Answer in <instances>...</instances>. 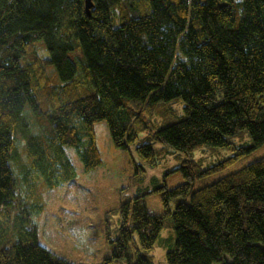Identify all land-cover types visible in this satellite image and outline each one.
<instances>
[{
	"label": "trees",
	"instance_id": "16d2710c",
	"mask_svg": "<svg viewBox=\"0 0 264 264\" xmlns=\"http://www.w3.org/2000/svg\"><path fill=\"white\" fill-rule=\"evenodd\" d=\"M155 112L163 122L152 138L187 154L178 168L185 181L159 188L160 214L139 197L124 203L116 246L99 264H154L147 251L165 225L174 233L167 264H264V156L191 188L264 143V0H92L89 13L85 0H0V264H82L23 226L18 240L6 234L16 183L9 160L26 116L41 115L48 135L26 137L34 175L24 171L25 181L37 183L72 173L64 146L84 170L100 164L96 122L106 121L113 145L126 149ZM243 131L251 143L221 162L203 168L189 157L202 145L229 147ZM136 150L156 165L151 143ZM133 233L143 251L131 263Z\"/></svg>",
	"mask_w": 264,
	"mask_h": 264
},
{
	"label": "rangeland",
	"instance_id": "374dc122",
	"mask_svg": "<svg viewBox=\"0 0 264 264\" xmlns=\"http://www.w3.org/2000/svg\"><path fill=\"white\" fill-rule=\"evenodd\" d=\"M182 105L179 101L170 105L175 116L183 114ZM151 118L152 127L140 128L137 140L128 144L126 149L113 145L106 121L96 122L94 135L100 164L84 170L75 149L64 146V153L73 167L69 176L58 182L39 179L37 183H26V172V177L34 175L29 173L24 152L26 137L44 136L48 141L46 124L41 115L31 113L26 116L24 134L16 142V160H9L16 183L6 217L2 219L6 234L14 241L18 240V230L23 226L34 233L38 243L72 263L99 264L109 257L123 224V204L132 205L134 198L139 197L149 213L160 214L164 208L159 188L165 185L170 189L185 181L178 168L187 154L153 140L151 131L162 125L163 116L155 112ZM147 142L152 144L155 154L156 165L152 167L144 162L136 150L137 146ZM250 143L249 134L243 131L231 138L229 147L202 145L195 148L189 157L205 168L233 156ZM262 156L264 143L241 154L229 165L196 178L191 188L196 190L209 185ZM127 221L131 222L130 213L127 214ZM173 245L174 233L171 227L165 225L147 254L154 264H167L166 252ZM137 250L141 248L137 234L133 233L128 252L131 263ZM113 264H128V261L123 259Z\"/></svg>",
	"mask_w": 264,
	"mask_h": 264
},
{
	"label": "water",
	"instance_id": "95a60500",
	"mask_svg": "<svg viewBox=\"0 0 264 264\" xmlns=\"http://www.w3.org/2000/svg\"><path fill=\"white\" fill-rule=\"evenodd\" d=\"M92 6V0H85V9H86V13H89V9Z\"/></svg>",
	"mask_w": 264,
	"mask_h": 264
}]
</instances>
